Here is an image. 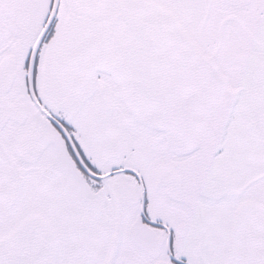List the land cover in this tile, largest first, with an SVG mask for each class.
Segmentation results:
<instances>
[{
	"label": "snow or ice",
	"instance_id": "6c2138e0",
	"mask_svg": "<svg viewBox=\"0 0 264 264\" xmlns=\"http://www.w3.org/2000/svg\"><path fill=\"white\" fill-rule=\"evenodd\" d=\"M0 264H264V0H0Z\"/></svg>",
	"mask_w": 264,
	"mask_h": 264
}]
</instances>
